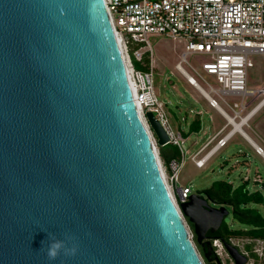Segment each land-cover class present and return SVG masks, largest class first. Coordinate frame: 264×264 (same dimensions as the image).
Returning a JSON list of instances; mask_svg holds the SVG:
<instances>
[{"label":"water","instance_id":"obj_1","mask_svg":"<svg viewBox=\"0 0 264 264\" xmlns=\"http://www.w3.org/2000/svg\"><path fill=\"white\" fill-rule=\"evenodd\" d=\"M162 173L105 1L0 0V264H203L185 217L212 261L229 209L180 212ZM48 233L75 255L49 260Z\"/></svg>","mask_w":264,"mask_h":264},{"label":"built area","instance_id":"obj_2","mask_svg":"<svg viewBox=\"0 0 264 264\" xmlns=\"http://www.w3.org/2000/svg\"><path fill=\"white\" fill-rule=\"evenodd\" d=\"M113 24L132 88L133 98L138 104L139 114L147 127L157 151L165 184L180 210V204L192 194L190 185L176 187L179 174L186 159L202 167L209 155L224 146L230 132L219 137L202 157L199 151L188 154L183 131L170 122L165 104L159 100L154 86V55L148 41L150 34H163L174 41H183L184 50L175 64L190 85L199 90L210 103L220 110L233 129L264 104V87L251 90L246 87L249 67L253 66L252 54H264V0H104ZM201 54L206 57L194 65L189 55ZM186 63L207 85L205 90L183 67ZM139 66V67H137ZM206 76L219 84L214 87ZM196 89V90H197ZM216 95L228 106V114L214 99ZM240 95L261 96L259 101L245 115L239 108L242 101L229 104L225 97ZM152 112L168 136V144L175 145L179 156L164 162L159 156L157 138L146 117ZM197 111L196 114H200ZM215 136L209 141V143ZM208 144V143H207ZM187 224V222H186ZM188 227V225H187ZM189 237L192 239L191 231ZM209 240L215 264H236L226 249V244L235 247L245 257L243 264H257L264 259V240L249 236L213 237ZM201 256V255H200ZM203 264H205L201 256Z\"/></svg>","mask_w":264,"mask_h":264},{"label":"rangeland","instance_id":"obj_3","mask_svg":"<svg viewBox=\"0 0 264 264\" xmlns=\"http://www.w3.org/2000/svg\"><path fill=\"white\" fill-rule=\"evenodd\" d=\"M148 41L154 55L156 94L159 100L165 104L173 127L183 131L185 126L196 118V112L206 107L205 101L196 88L190 85L186 78L175 68V64L180 60V54L184 50V42L174 41L163 34H150L148 35ZM205 57L201 54L189 55L188 60L194 65H199L200 60ZM250 59L253 66L247 70L246 87L259 90L264 87V54H252ZM182 67L194 77L201 87L208 90V85L186 63H182ZM206 79L214 87H219V84L214 82L211 77L206 76ZM211 96L217 100L228 114H232V111L220 98L213 93ZM226 97L225 99L229 98V96ZM251 98L253 97H247V99ZM260 98L261 96H256L251 101L256 103ZM200 117L203 132L198 135L205 137L209 131L211 132L210 114L202 112ZM196 137L194 134L190 135L186 147H190ZM239 150L240 147H235L233 142L228 144L204 169L195 168L189 158L186 159V164L179 174L176 187L187 184L190 185L192 193H198L199 190L209 186L214 180L223 179L235 183L234 185H239L242 183V178H245L251 191L259 190L264 194V164L253 155L245 156L243 154V152L250 151L248 147L243 146L241 148L242 153H239ZM253 207L264 216V204H253ZM225 221L229 223L231 228L242 227L241 224L232 219L231 214L225 218ZM257 264H264V259L261 263L257 262Z\"/></svg>","mask_w":264,"mask_h":264},{"label":"trees","instance_id":"obj_4","mask_svg":"<svg viewBox=\"0 0 264 264\" xmlns=\"http://www.w3.org/2000/svg\"><path fill=\"white\" fill-rule=\"evenodd\" d=\"M139 67V66H137ZM200 128V121L192 120L189 124L190 132H197ZM184 135V134H183ZM187 135V134H185ZM166 147L171 150V158L179 156V150L175 145L167 144ZM159 156L166 163L170 158L165 156L164 146H158ZM247 180L234 186L232 182L218 179L214 180L209 186L198 191L199 194L206 196L214 205H224L229 209V214L234 221L242 225L240 228H231L227 221H223L219 229L207 233V239L213 237L227 238L229 236H249L261 238L264 240V216L253 207V204H264V194L259 190L251 191L247 187ZM187 225L192 234V240L202 256L205 264H215L204 257L205 248L196 241L193 224L185 217Z\"/></svg>","mask_w":264,"mask_h":264},{"label":"crops","instance_id":"obj_5","mask_svg":"<svg viewBox=\"0 0 264 264\" xmlns=\"http://www.w3.org/2000/svg\"><path fill=\"white\" fill-rule=\"evenodd\" d=\"M198 87V86H197ZM196 87V89H197ZM254 90V89H251ZM199 92V90L197 89ZM201 95L202 99L205 101L206 107L203 109H200L199 111L201 112L200 114H196V120L200 121V128L197 132L193 131L188 133L189 130V124L190 122L185 126V129L183 130V134L187 139L189 138L190 135L194 134L197 136L191 143L190 147H186L188 154L192 155L195 152L199 151L198 155L196 158L202 157L204 154L207 153V151L214 145L216 140L224 135L227 132H230V135L228 137V140L226 144L219 149H217L214 153L208 156V158L205 160V163L202 167H197L195 164L189 159L191 164L197 168V169H204L207 164L216 156L219 155V153L225 148L228 144L234 143V146L240 147L239 153H242L241 148L243 146L248 147L250 150L249 152H243L245 156H250L253 155L258 158L260 162L264 164V104L260 105L257 107L247 118L246 121L241 125V129L239 130V126H235L236 129H233L232 125L227 122L225 117L221 114L220 110L217 109L216 107L210 105L209 101L202 96V94L199 92ZM246 96L242 98L240 95H235V96H229L226 101L229 104H232L233 102H241L243 103L244 107L239 108L241 116L245 115L251 108L255 106L257 103H252V99L255 96H252L253 98L247 99ZM227 98V97H226ZM203 113L210 114L211 118V127L207 135L204 136H199L200 132H203L202 129V122H201V115ZM193 119V120H195ZM187 134V135H185ZM215 136V138L209 143V141ZM208 143V144H207ZM165 156L168 158H171V150H169L166 145L164 146L163 149ZM186 164V162H185ZM184 164V165H185ZM245 178H242V182H245ZM233 183V182H232ZM235 183H233L234 185ZM187 185V184H186ZM184 185V186H186ZM181 186V185H179ZM236 186V185H234ZM247 187L249 188V185L247 184Z\"/></svg>","mask_w":264,"mask_h":264},{"label":"clouds","instance_id":"obj_6","mask_svg":"<svg viewBox=\"0 0 264 264\" xmlns=\"http://www.w3.org/2000/svg\"><path fill=\"white\" fill-rule=\"evenodd\" d=\"M49 244L47 249L41 248L42 251H46V256L49 260H55L63 250L65 256L75 255L77 246L73 244L71 247L67 246V241L71 240V236L66 235V239L61 240L56 237L54 233H48ZM43 244V241L41 242Z\"/></svg>","mask_w":264,"mask_h":264},{"label":"bare ground","instance_id":"obj_7","mask_svg":"<svg viewBox=\"0 0 264 264\" xmlns=\"http://www.w3.org/2000/svg\"><path fill=\"white\" fill-rule=\"evenodd\" d=\"M137 106H138V104H137ZM236 126H238V125H236ZM155 150H156V148H155ZM157 152V151H156ZM163 174V173H162Z\"/></svg>","mask_w":264,"mask_h":264}]
</instances>
